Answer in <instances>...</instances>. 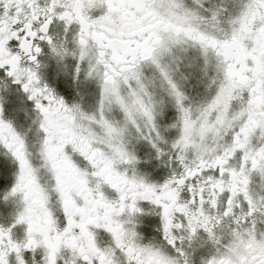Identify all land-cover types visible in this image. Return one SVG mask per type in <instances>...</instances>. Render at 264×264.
<instances>
[{
    "label": "snow or ice",
    "instance_id": "snow-or-ice-1",
    "mask_svg": "<svg viewBox=\"0 0 264 264\" xmlns=\"http://www.w3.org/2000/svg\"><path fill=\"white\" fill-rule=\"evenodd\" d=\"M0 264H264V0H0Z\"/></svg>",
    "mask_w": 264,
    "mask_h": 264
}]
</instances>
